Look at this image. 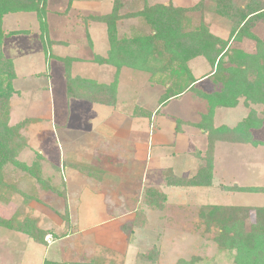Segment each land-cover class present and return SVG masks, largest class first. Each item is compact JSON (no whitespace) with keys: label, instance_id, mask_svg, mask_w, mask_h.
I'll list each match as a JSON object with an SVG mask.
<instances>
[{"label":"rangeland","instance_id":"374dc122","mask_svg":"<svg viewBox=\"0 0 264 264\" xmlns=\"http://www.w3.org/2000/svg\"><path fill=\"white\" fill-rule=\"evenodd\" d=\"M92 1L101 2V11L106 14L113 6L111 0ZM211 1L212 8L206 9L203 6L200 7L202 3L200 4L199 0H176L175 3L181 6H192L188 8V11L200 10L187 18H182V26L191 28L196 22L203 21L210 34L225 43V48H228L232 59L229 56L222 59L218 67L219 74L212 75L215 68L210 66L203 55L187 58L179 54L174 56L167 66L162 61L154 60L148 63L147 68L142 67V70L127 67L117 69L110 66L111 69L106 77L111 81L107 85H113L115 82V93H118L119 102L122 100L128 104L125 110L132 111L135 105L146 106L151 110L157 108L158 101H161L169 85L175 93L183 90L181 96L174 97L177 100L170 102L162 109H156L154 118L162 113L166 114L164 118L169 125L164 128L167 130L170 128L171 133L174 131L175 134L182 133V129H185L183 133L190 140L194 139L193 135L197 133L203 134L204 138H201L200 145L196 144V152H200L201 155H206L208 150V137L199 127L203 123V117L211 113V124L215 128L223 125L235 127L242 121H246L252 113L253 118L257 120L262 119L263 116V105L253 104L244 96L236 98V104L233 107L211 104L213 98L226 93V80L230 76L227 73L221 74L222 69L226 71L228 68H234L235 71L242 64L239 53L250 56L256 53L258 46L262 45L264 48V19L251 18L237 30V16H234L237 10L234 12L232 10V3L237 0H225L220 3ZM80 2L82 3L75 7L70 5V2L65 3L64 0H46L45 11L49 14L45 16L43 23L47 22V31L50 32L48 34L44 32L46 25L41 27L35 13H8L1 19L0 54L4 60L11 62L15 73L12 81L14 92L9 100V126L20 125L19 134L23 138L24 146L15 156L14 163L11 162L3 167L2 176L5 187L1 186L0 189V220L16 228L28 229L31 232L42 230L51 234L44 236L45 244H40L26 234L0 226V264H49L51 261L89 262L90 264H182L188 262L190 264H235L234 251L217 248L213 241L215 232H207L202 214L206 213L210 206L227 207L214 214L215 218L225 219L229 217L228 213H231L229 208H247V211L243 208L245 211L242 212L245 213L242 217H248L244 222L247 231L249 225L255 222V213L251 209L264 208L263 193H231L232 191L223 187L199 188L181 193L167 192L168 199L163 204L162 211L142 206L146 224L142 228L134 229L132 233L129 231L132 228L131 222L134 220L135 210L131 211V218L130 220L128 218V221L122 216H117L116 224L110 223L111 233L104 241L112 242L107 248L103 243L104 246L98 244L97 238L87 233L81 235L82 237L72 235L55 241L57 234L68 233L63 216L67 214L69 221L72 218V222L76 224L74 211L78 212L76 207L69 212L64 210L65 184L61 176L64 171L60 169L62 161H56L59 158L56 148L62 151L68 149L65 146L72 145L81 149L82 142L85 143L87 140L82 135L73 142L59 140L60 135L55 118L61 116L59 111H63L66 106L63 98L66 67L56 59L58 56L71 55L82 59L89 58L90 51L85 43L86 37L92 39L97 45L96 54L103 56L105 54L103 51L107 48V33L103 25L91 24L93 25L91 28L85 27L89 36L83 33L85 28L82 25L76 26L75 22L80 24L83 20L76 19V9L84 15L88 8L86 6H91L90 0ZM120 2L118 6L120 13H126L140 11L146 5L153 6L159 3L166 5L169 0H121ZM66 12L69 17L67 19L57 16L64 15L63 13ZM139 22L140 19H130L117 23V35L130 37L137 32L135 28L139 26ZM147 34L150 33L147 31ZM60 38H64L68 44L55 47L48 45V42H56ZM82 38L84 40L82 45L73 43L75 39L82 42ZM106 54L102 58H105ZM45 55L49 57L47 60ZM68 68L72 75L78 73L83 77L101 78L99 77L101 73L97 70L99 68L89 62H77L69 65ZM251 69L252 72L249 70L245 73L246 80L251 84L255 78L259 77L258 79L264 82V76L260 77L252 67ZM193 81L195 83L189 87ZM262 95L264 96V90ZM220 103L223 105L225 100L220 98ZM142 111L146 110L142 109ZM142 116L147 117L145 114ZM155 121L154 119L153 124L152 119L151 125H155ZM135 123L136 121L126 122L123 127L128 126L133 129L138 127ZM160 123L161 121L158 122L159 125ZM122 129L125 134L127 130L130 131V137L134 132L132 129ZM154 131H151V134H154ZM70 135L69 133L63 138ZM122 136L119 137L123 141L112 142L114 146L122 148L123 144L126 145ZM145 136L141 138L149 145L152 139L156 138L155 135V137ZM199 137L197 135V139ZM83 148L89 147L84 144ZM145 151L142 152L143 158L146 155ZM66 156L62 155L60 158L63 159ZM216 157L220 169L217 173L220 179L215 177L216 183L223 178L224 186L230 187L233 179L236 178L238 185L243 187L264 186L263 148L220 145ZM198 164V161H193L190 174L197 170ZM119 182L123 180L117 179V183ZM77 187L79 186L76 184L67 185L69 191L73 188L77 190ZM120 187L124 189L122 185ZM109 188L111 185L107 184L104 190ZM147 188L150 187L145 189ZM110 200L114 201L111 198ZM140 205L141 203L138 207ZM103 220L106 221L107 218ZM120 225H124L126 235L120 232ZM146 252L151 253L150 257H153V260L150 261L154 263L140 259V254H146Z\"/></svg>","mask_w":264,"mask_h":264},{"label":"trees","instance_id":"16d2710c","mask_svg":"<svg viewBox=\"0 0 264 264\" xmlns=\"http://www.w3.org/2000/svg\"><path fill=\"white\" fill-rule=\"evenodd\" d=\"M113 6L107 15L101 16H88L83 17L84 21H93L102 23L106 27L107 41L109 49L106 57H95L94 62L98 64H107L117 69L121 67L134 68L142 70L148 67V63L152 60L159 62L162 61L168 65L169 61L179 54L187 58H191L196 55H203L210 66L215 68L212 75L219 74L218 67L221 64L223 58L229 55L228 48H225V43L210 34L207 26L203 21L196 22L191 28L182 26V18H187L193 15L194 12H200L199 9L188 11L187 6L174 4L169 0L166 6L164 3H159L153 6H144L140 11L137 12H126L120 13V1L112 0ZM216 2L225 0H215ZM212 1L205 0L202 2L200 7L212 8ZM233 12L236 11V29L239 30L244 26L245 22L253 18L254 20L264 19V1L263 0H237L232 3ZM46 0H0V47L2 42V31H1V19L5 14L8 13H35L41 23V27L46 25L44 32L48 34L47 22L43 23L46 16ZM179 14V15H178ZM123 19H140L139 26L135 28L137 32L132 34L130 37H121L117 35L116 26L120 20ZM42 27V28H43ZM135 30V31H136ZM150 33L149 35L146 33ZM57 44L55 41L48 42V45ZM242 64L235 71L234 68H228L226 71L222 69L221 74H229V79L224 81L227 84L226 93L222 96L218 95L211 101L212 105L215 106H227L233 107L236 104V98L244 96L248 101L253 104L263 105V116L262 119L257 120L254 114H250L246 121H242L239 125L233 128H227L225 126L214 128L211 124V113L203 117V123L199 127L206 132L207 138V152L206 155L200 156V152H196L195 155L203 161V167H201L194 175L189 177H175L171 172L166 173L165 182L167 186L173 187H209L212 185V169H213V151L214 144L217 141L246 144L249 143L252 146H256L258 143L252 141L248 130L250 128L259 127L264 122V96L262 90H264V82L255 78L253 83H249L245 78V73L252 72L251 67L254 69L260 77L264 76V48L262 45L257 47L254 55L246 56L239 53ZM73 59L60 60L66 67L65 70V86L66 95L68 98L82 99L97 103L100 105H111L114 104V93H115V82L113 85H99L94 81L81 78L79 76L72 77L68 66L73 62ZM261 61V62H260ZM170 65V64H169ZM143 67V68H142ZM221 71V70H220ZM15 73L12 64L0 54V189L4 186L3 183V167L11 162L14 163L15 156L23 148V138L19 134V126H9V113L10 105L9 100L13 95L12 81ZM222 76V75H221ZM229 80V81H228ZM195 83L193 81L192 84ZM250 86V87H249ZM248 87V88H247ZM183 93L179 91L175 93L170 87L167 88L165 94L161 97L159 104H165L168 100L174 97L181 96ZM220 98L225 100L222 105ZM233 101V102H232ZM212 107V106H211ZM145 114L150 117L151 112L142 111L137 109L135 114ZM228 191L232 192H262L264 188L254 189L245 188L239 186L230 187L223 186ZM166 201V196L161 194L154 188H147L143 190L141 199V205L134 212V220L131 222V229L129 232L132 233L134 229H139L146 224L145 214L142 206H147L154 210L162 211L163 204ZM208 208V207H207ZM221 206H210L202 214L203 221L206 225L207 232L214 231L215 238H213L219 250L234 251L233 259L235 264H264V208L251 209L255 213V222L249 225L246 231V224L248 217L245 216L243 211H247V208L235 207L229 208L231 213L228 218H215V213L222 210ZM210 210L209 212H207ZM65 222V229L71 231V225L67 214L63 216ZM0 226L5 227L9 230H15L26 234L30 239L37 241L40 244H45L43 238L46 233L45 231L31 232L28 229L16 228L12 224L1 221ZM124 226V225H123ZM121 226V232L124 233V227ZM128 232V234H129ZM57 234V233H56ZM66 234H60L56 236V240L62 239ZM148 255V256H147ZM151 253L140 254V259L144 262L154 263L153 257H150ZM150 257V258H149ZM185 262V261H183ZM49 264H90L82 262H53ZM180 264V263H178ZM182 264H190L182 263Z\"/></svg>","mask_w":264,"mask_h":264},{"label":"crops","instance_id":"0c3cea01","mask_svg":"<svg viewBox=\"0 0 264 264\" xmlns=\"http://www.w3.org/2000/svg\"><path fill=\"white\" fill-rule=\"evenodd\" d=\"M64 1L65 3L70 2V5H74L75 7H77L79 3H82L80 1L84 0ZM170 1L174 4V6H177V4L175 3L176 0ZM90 3L91 6H86L88 8L85 10L84 15H82L81 11H78L76 9L75 17L78 21L80 18L84 19L83 17L107 15L106 13H103V11H101V2L98 3L97 1L90 0ZM167 5L168 4H166V6ZM67 12L63 13L64 15L57 16L67 19L69 18ZM132 12L130 11V13ZM48 14L49 13H47L46 16ZM126 20L130 19L120 20L118 24ZM82 22H80V24H77L75 22V24L76 26L82 25V27L84 28H91L93 26L91 24H101L104 26L106 32V27L102 23L93 22L90 20L86 22L82 20ZM85 29V32L83 33L89 36V33H87L88 30ZM48 33L50 32L48 31ZM83 42L84 40L82 42L76 39L73 40V43L75 44L82 45ZM56 43L57 44H54L52 46H65L66 44H68V41H66L64 38H60L57 39ZM85 43L88 45L87 49L90 51L89 58L82 59L71 55L68 57L58 56V59L56 60L60 61L63 60V58H70L74 60L71 63L72 65L77 62H89V64H94L99 68L97 70L101 73V76L99 75V77L101 78L95 79L91 76L83 77V75L78 73H74V75H72L73 73L71 71L70 73L72 76H79L81 78L94 81L96 84L99 85H107L111 82L109 78L108 80L106 79L111 67L107 64L95 63L94 58L103 57L107 53L109 49L108 41L107 48L103 51L105 52L103 56L96 54L95 49L97 45L94 44L92 39L86 37ZM48 48L51 49L50 47ZM53 57L56 58V56ZM48 58L49 57H46L45 55V59L47 60ZM63 96L66 102V106L63 111H59L61 113V116L57 119L55 118L56 128L57 130H59L60 142H73L77 140L80 135H82V137H86L87 140L85 143L82 142L83 146L81 149L72 147V145L71 147L65 146V148L68 149H63L62 151L60 148H56V153L59 157L56 161H62L60 163L61 168L60 165L58 166L64 171V174L61 175L64 178L65 184L64 210H67L69 212L70 209H75L76 207L78 211H74V213H76L74 218L76 224L72 222L71 218V231H68V233H66V236H64L62 239H66L68 237H71L72 235L81 236L87 233L97 238L96 242L98 244L101 245L103 243L106 245L105 248H107L108 245L112 243L104 242L106 241V237L109 236V233H111L110 223L116 224L115 218L117 216H122V218H125L127 221L128 218L130 220V216L132 213L131 211L136 210L138 208V205L140 204L142 199L141 194L143 193V190L146 187L156 188V190L162 192L166 196V199H168L167 192L172 193L176 191L181 193L194 191L199 188H208L167 186L164 180L167 171L171 172V174L175 177H189L194 175L197 170L203 167L204 164L201 159H194L198 158L195 155L196 144L201 143V138H204L203 134L197 133V135L200 137L197 139V135H193L194 139L192 138L190 140L189 137L186 138L183 133L185 132V129H182V133L175 134L174 131L173 133H171L170 128L168 130L164 128L169 125L166 119L164 118L166 117V114L162 113V115H160L159 117L154 118V113L156 112V109H162L170 102H174L177 99L171 98L164 105H160L158 101V105L156 106L157 108L153 110L149 109L146 106L141 107L135 105L134 107H132L131 111L125 110V106L128 105L125 101L121 100L119 102L118 93H114V104L111 103V105H100L82 99H69L66 95V86L65 93L63 94ZM137 109H144L148 112H151L152 114L150 117H143L142 115H140V113L135 114ZM152 119L153 124L154 119L156 120L155 125H151ZM132 121H136L135 124L138 127L133 129L128 126L123 127L124 123ZM159 121H161L160 125L158 124ZM150 126H152V130H150ZM223 126L227 128L234 127L228 125ZM122 128L132 129L135 135L132 133V136L130 137L131 132L128 130L126 131V135L125 133H123L124 130ZM153 130H155L154 134H151V131L153 132ZM69 133L71 135L72 133H74V135H70L66 138H63L64 136L69 135ZM248 133L252 141L258 143L256 146H252L249 143L237 144L223 141H217L214 144L212 185L209 186V188H218L224 186L222 181L223 178L217 181V183L215 180V177H218L220 179L219 175H217L218 170L220 169L218 167L216 157V153L220 145L248 146L251 149L260 147L264 149V122H262L259 127L250 128L248 130ZM143 135H146L145 137H151L152 135H155L156 138L152 139V143L149 145L146 141L142 140L143 138H141V136ZM119 136L124 137L126 141V145L123 144L122 148L116 147L114 146V143H112L113 141H123V139ZM166 138L167 140H165ZM84 144L87 145L89 148H83ZM144 150H146L145 158H143L142 154ZM199 150H201V148ZM62 155L67 156L61 159L60 157ZM200 156H202L201 153ZM193 161H198L199 164L197 170L190 174L189 171L191 169V165H193ZM116 172L117 175H115ZM117 179H121L123 180V182L117 183ZM235 179L236 178L233 179L234 184L231 183V185L233 184V186L243 187L241 185H238V182H236ZM72 184H76L79 186L77 187V190H74V188L70 191L68 190L67 185ZM107 184H110L111 188L105 191L104 187ZM121 185L124 189H121ZM244 187L254 189H261V187L264 188V186ZM160 188L162 191L160 190ZM125 190L128 191L125 192ZM248 193L249 192H247V194ZM252 193L262 194V192ZM110 198L114 201H111ZM105 213H107V215H105ZM69 215H71V213H69ZM103 218H107V220L105 221L103 220Z\"/></svg>","mask_w":264,"mask_h":264}]
</instances>
